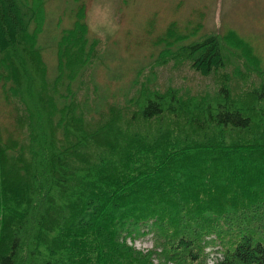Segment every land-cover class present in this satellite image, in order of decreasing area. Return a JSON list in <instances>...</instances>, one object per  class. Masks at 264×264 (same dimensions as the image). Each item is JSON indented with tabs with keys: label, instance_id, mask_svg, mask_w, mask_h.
<instances>
[{
	"label": "trees",
	"instance_id": "16d2710c",
	"mask_svg": "<svg viewBox=\"0 0 264 264\" xmlns=\"http://www.w3.org/2000/svg\"><path fill=\"white\" fill-rule=\"evenodd\" d=\"M43 22V0H0V86L18 131L0 127V264H264V69L251 46L215 32L168 48L222 79L198 97L152 85L96 109L70 86L56 93L99 55L84 6L52 85Z\"/></svg>",
	"mask_w": 264,
	"mask_h": 264
},
{
	"label": "rangeland",
	"instance_id": "374dc122",
	"mask_svg": "<svg viewBox=\"0 0 264 264\" xmlns=\"http://www.w3.org/2000/svg\"><path fill=\"white\" fill-rule=\"evenodd\" d=\"M22 1L30 6L38 2ZM80 5L84 6L89 39L98 40L99 55L85 68L84 75L59 83L56 93L66 94L70 86L71 96L91 99L90 105L96 109L104 107L106 101L134 99L141 87L152 85L179 88L178 94L183 96L198 97L204 89L211 90L223 75L215 77L213 72L203 78L184 57L169 60L164 56L168 48L175 51L207 33L241 37L264 69V0H43L44 22L37 44L51 85L56 75L57 42L63 31L71 28ZM35 26L31 21L30 29ZM168 30L182 37L166 47ZM225 56L229 59L232 53L225 50ZM229 65L228 72L235 76L236 66ZM243 66L239 67L244 72ZM246 78L245 71L238 79L240 86ZM11 111L0 86V127L5 137L18 135L8 122L9 116L13 119ZM150 243L144 237L135 245L145 249Z\"/></svg>",
	"mask_w": 264,
	"mask_h": 264
}]
</instances>
